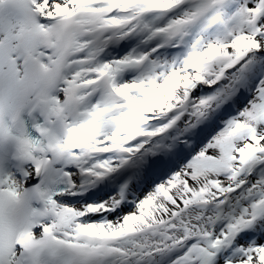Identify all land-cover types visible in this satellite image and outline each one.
<instances>
[{"label": "snow or ice", "instance_id": "obj_1", "mask_svg": "<svg viewBox=\"0 0 264 264\" xmlns=\"http://www.w3.org/2000/svg\"><path fill=\"white\" fill-rule=\"evenodd\" d=\"M0 264H264V0H0Z\"/></svg>", "mask_w": 264, "mask_h": 264}]
</instances>
